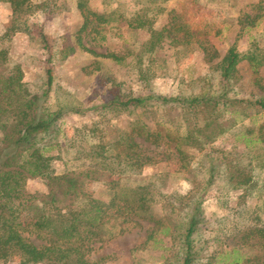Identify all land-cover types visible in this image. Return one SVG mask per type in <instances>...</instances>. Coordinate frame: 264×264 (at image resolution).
<instances>
[{
	"label": "trees",
	"instance_id": "1",
	"mask_svg": "<svg viewBox=\"0 0 264 264\" xmlns=\"http://www.w3.org/2000/svg\"><path fill=\"white\" fill-rule=\"evenodd\" d=\"M0 1L12 11L7 36L25 33L50 53L44 28L29 22L33 2ZM57 3L58 0H43L46 18L54 13L52 7L56 8ZM77 9L82 16L77 34L79 49L97 58L116 62L125 59L108 51L99 53L94 48L93 43L110 23V14L93 11L87 0H78ZM205 11L190 0L182 5L180 12L171 11L168 23L161 29L153 27L148 8L135 14L128 27L147 32L144 54L153 55L164 44L181 49L184 55L199 49L211 73L199 80L202 85L197 91L188 94L180 90L177 95L165 98H137L124 91L122 83L107 81L99 95L101 104L96 107L99 121L78 130L77 145L71 150V160L78 165L60 174L55 162L63 160L65 150L58 142L59 122L69 113L82 112V104L74 102L69 94L58 98L54 106L48 102L54 85V72L49 65L51 55L49 63L46 62L43 89L35 95L25 82L22 66L12 62L7 50H0L1 264H103L108 257L92 260L91 255L104 244L142 228L144 222L152 225L140 247L159 237L171 240L170 254L163 264H221V259L230 255L234 257L230 264H264L263 210L257 205L248 214L251 210L247 206L248 199L264 193V122L244 127L237 138L244 142V152L226 150L217 156L208 154L205 162L200 163L203 182H198L197 177L189 179L192 190L186 195L166 194L157 182L138 181L146 168L160 164L162 156L176 165L175 171L190 170L192 158L188 150H202L233 129L236 122H230L227 116L241 112L249 117L248 111H264V86L258 76L253 80L261 91L258 95L229 96L241 80V63L247 62L255 74L264 67L263 50L252 48L241 53L237 48L243 31L254 28L262 15L246 14L240 18L236 41L220 57L210 39L219 37L221 30L206 19ZM88 38L85 43L84 39ZM71 49L75 54L76 49ZM137 59L140 81L144 84L166 69L161 60L158 63L151 59L145 66L141 56ZM92 67H95L93 72L98 71L99 62ZM89 68L83 70L88 73ZM108 84H111L109 88ZM152 100L160 110L158 126L151 128L136 120L129 130L117 133L106 127L113 117L123 113L132 115L140 110L142 118L153 114L149 106ZM53 149L58 150L56 156L50 154ZM31 180L41 181L46 193L27 192L26 185ZM99 181L109 184L110 195L106 200L86 190L88 182ZM212 190L219 196L242 192L243 207L230 211L223 219L222 229H217V221L209 219L202 208L205 195ZM158 203L162 205L163 216L153 213ZM27 213L31 214L29 221L24 218ZM231 219L238 222L233 224ZM230 223L232 226L228 227ZM215 231L220 235L216 236ZM228 235L237 242L227 253L222 241L216 239Z\"/></svg>",
	"mask_w": 264,
	"mask_h": 264
},
{
	"label": "rangeland",
	"instance_id": "2",
	"mask_svg": "<svg viewBox=\"0 0 264 264\" xmlns=\"http://www.w3.org/2000/svg\"><path fill=\"white\" fill-rule=\"evenodd\" d=\"M34 9L29 18L31 24L42 26L48 35L51 52L43 49V45L25 33H17L7 36V28L10 25L12 15L8 4L0 1V50H7L13 63L20 64L25 74V82L30 91L38 95L43 89L46 81V62L51 55L49 65L54 72V85L48 98V102L54 106L57 99H63L65 94L71 95V99L81 105L82 112L69 113L59 122L60 132L58 133V142L60 147L65 150L63 160L55 162L57 173L60 174L66 169L75 168L78 163L72 159V148L78 142V130L84 126H91L99 121L96 107L101 102L99 95L105 89L104 84L107 81H116L123 84V90L131 93L137 98H165L177 95L180 90L190 93L197 91L202 83L200 79L207 78L211 73L210 65L206 64L203 53L196 49L190 55H184L180 50L164 44L155 54L148 55L143 53V44L148 40V34L145 30H135L129 28L128 23L135 20L138 12L148 8L150 16L154 20L153 27L161 29L168 23L169 13L172 10L181 11L182 5L190 3V0H87L88 7L93 11L102 14H110V23L106 26L100 38L95 43V49L99 53L107 51L119 56L125 57L120 62L102 57H94L84 52L77 46V34L82 25V16L77 9L78 0H58V5L54 13L48 18L45 17L42 8L43 0H31ZM196 6L206 9L207 20L213 22L221 30L219 37L211 36V43L214 45L222 57L236 41L237 35L241 29L240 18L246 14H261V19L257 25L251 29H245L241 38L237 42V48L240 52L246 53L250 49L258 48L264 51V0H191ZM39 7V9H36ZM261 9H260V8ZM152 10H154L152 12ZM199 15H196L198 18ZM88 39H84L86 43ZM76 49L73 54L72 49ZM93 48V47H90ZM138 56H141L146 64L152 60H161L165 63L166 69L159 77L152 78L148 84L140 81L138 70ZM95 62H99L100 69L93 72L92 67ZM160 61H158L159 63ZM90 67L88 73L83 68ZM158 67V66H157ZM241 80L237 90L229 94L234 98H249L251 95H258L261 91L256 87L253 80L256 76L261 78L264 86V67H261L257 74L251 69L247 62L239 66ZM209 82H207L208 85ZM189 84L191 87H189ZM211 84V83H210ZM204 85V84H203ZM207 85L206 88H209ZM111 84L107 85L109 88ZM154 101L149 104L152 106L153 114L146 115L143 118L139 116L140 110L135 114L123 113L113 119L106 125L111 132L120 130H129L131 123L136 120L144 122L146 125L154 128L159 124L158 114L160 110L154 106ZM246 115V114H245ZM240 114L227 119L236 125L233 129L224 135L216 138L206 147L201 149H189L188 153L192 161L190 170L175 171L176 165L167 162L165 157H161L160 164L155 167L146 168L138 181L142 183L157 182L161 192L171 194L174 192L186 195L192 190L191 179H198L203 182L202 169L200 168L206 160V156L218 155L220 151L233 150L244 152L245 145L242 140L238 141L240 133L244 127L258 126L264 122V111H248L247 116ZM67 151V153H66ZM56 156L57 149L50 153ZM204 174V171H203ZM197 175V176H196ZM164 176V177H163ZM190 179V180H189ZM261 185V184H259ZM26 190L30 194H45L46 188L39 180H31L26 185ZM86 190L97 198L106 200L109 197V184L107 181L88 182ZM259 189H256V191ZM241 191H233L226 195L219 194L212 190L205 195L203 210L205 215L217 221V229L224 227L223 219L228 217L231 210H237L243 207L241 202ZM263 210L264 219V193L256 194L247 200V206L251 214L256 206ZM156 216H163L162 205L158 203L153 210ZM26 221L31 220V214L24 216ZM233 224L238 222L231 219ZM247 223V222H246ZM242 223V224H246ZM152 224L144 222L142 228L135 229L132 233L108 242L103 247L91 255L92 260L100 258L108 259L103 264H163L165 258L170 254V238H157L154 242L140 247L148 235V228ZM232 223L228 224L231 227ZM216 229V230H217ZM219 236L220 232L215 231ZM219 237L216 241H222L223 250L231 252L235 246L236 240ZM161 240V241H160ZM215 246L217 244H214ZM138 248V250H137ZM231 255L221 259V264H230L233 261ZM1 264V263H0ZM7 264H18L10 262Z\"/></svg>",
	"mask_w": 264,
	"mask_h": 264
},
{
	"label": "crops",
	"instance_id": "3",
	"mask_svg": "<svg viewBox=\"0 0 264 264\" xmlns=\"http://www.w3.org/2000/svg\"><path fill=\"white\" fill-rule=\"evenodd\" d=\"M240 52V51H239ZM242 53V52H241Z\"/></svg>",
	"mask_w": 264,
	"mask_h": 264
}]
</instances>
